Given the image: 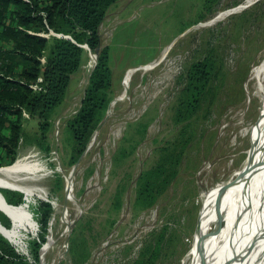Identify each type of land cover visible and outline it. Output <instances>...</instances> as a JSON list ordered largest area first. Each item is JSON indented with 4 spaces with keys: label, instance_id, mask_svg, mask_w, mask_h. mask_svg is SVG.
<instances>
[{
    "label": "rangeland",
    "instance_id": "1",
    "mask_svg": "<svg viewBox=\"0 0 264 264\" xmlns=\"http://www.w3.org/2000/svg\"><path fill=\"white\" fill-rule=\"evenodd\" d=\"M98 33L101 45L109 48L114 91L83 153L69 163L65 126L95 66L91 56H98L81 44L86 53L53 115L50 150L22 145L14 161L0 150V168L20 158L42 166L37 179L23 181L46 193L35 192L29 204L48 201L53 208L39 264H132L142 253L150 264H188L209 192L230 181L250 157L252 130L264 105V71L260 79L250 78L264 57V0H118ZM204 57L213 61L206 91L198 109L177 121L187 68ZM135 67L119 101L125 72ZM169 143L182 147L176 166L167 168L171 180L152 206H136L139 177ZM245 173L244 168L234 180L235 189ZM217 217L205 224L204 239L226 223L224 218L216 227ZM11 221L10 227L0 223L11 229ZM34 226L9 239L20 252H27V240L38 234L39 224ZM243 243L239 235L237 259Z\"/></svg>",
    "mask_w": 264,
    "mask_h": 264
},
{
    "label": "trees",
    "instance_id": "2",
    "mask_svg": "<svg viewBox=\"0 0 264 264\" xmlns=\"http://www.w3.org/2000/svg\"><path fill=\"white\" fill-rule=\"evenodd\" d=\"M117 1L0 0V150L10 161L22 145L50 150L48 134L53 115L66 97L73 74L81 67L86 51L80 45L86 44L98 52L97 61L79 107L65 123L71 139L69 163L83 153L114 91L109 48L101 45L98 31ZM212 70L209 57L189 65L175 112L177 121L198 109ZM31 122L35 125L29 128ZM162 151L158 162L138 179L134 201L138 207L154 204L171 180L167 168L176 166L182 147L169 143ZM2 193L9 204L23 202L19 191L2 189ZM29 208L39 224L38 234L27 240V252H20L0 234V264H39L53 208L48 201L30 204ZM0 222L10 227L9 218L2 212ZM132 264H150V258L142 253Z\"/></svg>",
    "mask_w": 264,
    "mask_h": 264
},
{
    "label": "bare ground",
    "instance_id": "3",
    "mask_svg": "<svg viewBox=\"0 0 264 264\" xmlns=\"http://www.w3.org/2000/svg\"><path fill=\"white\" fill-rule=\"evenodd\" d=\"M248 1L252 2L254 0ZM91 58L94 60V55ZM151 65H146L143 69H149ZM135 70L136 67L127 69L125 72L122 81L123 89L118 96L119 101L126 97L129 81ZM263 71L264 57L253 68L250 78L260 79ZM258 116L252 130L250 157L236 171L230 181L214 187L207 196L199 239L194 243L185 258L188 264H195L198 255L200 257L198 264L200 262L210 264L209 259L214 256V252L216 254L212 264H264V145H262L264 105ZM244 168L246 171L245 177L239 188L235 189L232 184ZM41 170L42 166L37 161L20 158L12 165L0 168V185L18 188L24 192L27 198L34 196L35 192L45 195L46 193L42 188L23 183L26 179H37ZM43 172L45 171L43 170ZM21 174H24L25 177H22ZM66 192L67 197L70 198L72 192L70 176L66 178ZM216 198H219V200L211 206V202ZM0 208L12 219L13 227L11 229H3L0 226V231L11 241L16 240L21 228L34 229L33 220L24 207L6 205L0 197ZM217 216L221 220L226 218V223L220 230L215 229L210 239H204L205 224ZM239 235L244 243L242 248H237V253L242 256L237 259L235 249Z\"/></svg>",
    "mask_w": 264,
    "mask_h": 264
},
{
    "label": "water",
    "instance_id": "4",
    "mask_svg": "<svg viewBox=\"0 0 264 264\" xmlns=\"http://www.w3.org/2000/svg\"><path fill=\"white\" fill-rule=\"evenodd\" d=\"M58 36H61V35H58ZM66 37H68V36H66ZM82 46V45H81ZM84 47L85 48H87L88 46L86 45V44H84ZM96 61H97V54H94V62H95V64H96ZM93 68H94V66H93ZM92 68V69H93ZM92 71V70H91ZM0 188H5V189H9V190H15V191H19V192H21L22 194H23V202L22 203H20V204H18L19 206H22V207H24L25 209H26V211H28V213H29V217H31V219L33 220V223H34V225H37V222L32 218V213L29 211V201H28V198L25 196V194H24V192L22 191V190H20V189H18V188H11V187H3V186H1L0 185ZM0 197L2 198V200H3V202L6 204V205H10V204H7V202H6V199H5V197H4V195H3V193L0 191ZM12 206H15V205H12ZM0 211L4 214V215H6L9 219H10V221H11V218L9 217V215L4 211V210H2L1 208H0ZM221 221V218L219 217V219H218V223L216 224V227H217V225L219 224V222ZM12 222V221H11ZM0 226L1 227H3V229L5 228L4 226H2L1 225V223H0ZM0 234L2 235V236H4L6 239H8L1 231H0ZM9 240V239H8ZM10 241V240H9ZM11 242V241H10ZM12 243V242H11ZM12 244H14V243H12ZM15 245V244H14ZM44 248L45 247H42L41 248V250H40V262L42 263L43 262V258L41 257V255L43 254V251H44Z\"/></svg>",
    "mask_w": 264,
    "mask_h": 264
}]
</instances>
